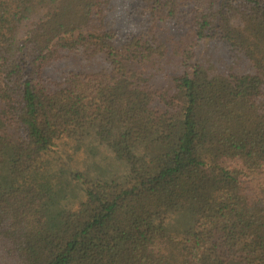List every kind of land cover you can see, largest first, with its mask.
<instances>
[{
	"label": "trees",
	"instance_id": "1",
	"mask_svg": "<svg viewBox=\"0 0 264 264\" xmlns=\"http://www.w3.org/2000/svg\"><path fill=\"white\" fill-rule=\"evenodd\" d=\"M213 40L253 74L155 85L169 48L193 67ZM263 83L264 0H0V264H264ZM91 136L131 168L73 172L84 199L53 224L33 173Z\"/></svg>",
	"mask_w": 264,
	"mask_h": 264
},
{
	"label": "rangeland",
	"instance_id": "2",
	"mask_svg": "<svg viewBox=\"0 0 264 264\" xmlns=\"http://www.w3.org/2000/svg\"><path fill=\"white\" fill-rule=\"evenodd\" d=\"M131 6H134V4L131 3ZM122 7L125 10L126 3ZM125 26L126 23L123 22L122 27ZM206 42H202L197 57V66L194 65L193 67L183 66L180 59L174 56L169 48L161 65L152 73L155 85L157 86L158 84L162 88H167L181 74L187 73L192 77L191 71L193 74L197 69H199L201 77L204 79H220L228 75L242 76L253 74L250 71L251 62L241 56L239 52L236 50L233 52L219 40ZM72 64H75L74 61L70 64L69 60H67L61 66L67 68ZM97 65L93 66V70L101 67ZM81 144L85 147L80 151L67 147L62 155L57 152L54 156L52 154L47 155L48 157H45L46 159L42 162V169L33 173L31 181L39 189L47 192L48 204L45 214L48 216L49 222L53 224L58 225L60 222L57 215L62 209L76 208L84 199V193L81 189L82 185L76 180H72L73 177L71 175L73 172L83 175L89 181H117L120 183L126 178L131 168L130 163L119 159L114 150L105 144H100L94 136L83 139ZM162 150L163 147H158L157 143L151 139L143 146L140 153L144 158H148L160 153ZM136 152H139V150L134 153ZM10 160L9 158L6 159L5 166L11 164ZM66 165L70 168L66 167ZM53 176L55 179L57 177L56 181L53 180ZM4 177L3 173L2 177L0 173L2 185H4L2 180ZM194 221L195 216L193 214L174 213L165 219L164 228L168 233L180 235L182 231L191 227Z\"/></svg>",
	"mask_w": 264,
	"mask_h": 264
}]
</instances>
